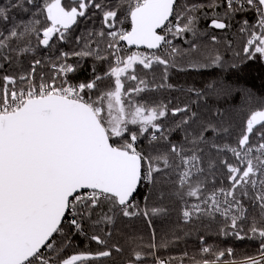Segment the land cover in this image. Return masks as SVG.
I'll return each mask as SVG.
<instances>
[{"label": "snow or ice", "instance_id": "snow-or-ice-1", "mask_svg": "<svg viewBox=\"0 0 264 264\" xmlns=\"http://www.w3.org/2000/svg\"><path fill=\"white\" fill-rule=\"evenodd\" d=\"M255 63L264 0H0V264H264Z\"/></svg>", "mask_w": 264, "mask_h": 264}, {"label": "trees", "instance_id": "trees-1", "mask_svg": "<svg viewBox=\"0 0 264 264\" xmlns=\"http://www.w3.org/2000/svg\"><path fill=\"white\" fill-rule=\"evenodd\" d=\"M86 64L90 65L91 61H86ZM86 74V72L82 73V75ZM226 79H230L231 81L236 80V76H232L229 73L224 74ZM195 78L197 82L201 81L202 79H209V77H199L196 76L195 73L190 74L189 76H185L183 74L174 75L173 80H178L179 83L183 84L185 80H188L190 83L192 82V78ZM264 67L261 66L259 63H255L251 65V70L246 71L245 73L241 74L240 85L250 87L253 91H256L257 94H261V84L264 83ZM238 85V86H240ZM175 95V93H173ZM224 103V101H221ZM225 107L228 108H240L246 106V102L242 95H238L237 93L233 92V94L227 97V103H224ZM158 230L163 227L162 223L158 220L157 221ZM161 233L158 231V238ZM206 239L209 243H220L221 246H233L236 249V256L237 258L242 257L245 252L251 253L255 247V242L250 241H235L232 237H220L217 238L214 234L213 235H206ZM83 238H79L77 243L80 249L85 248L86 242H81ZM223 242V243H222ZM197 235L193 234L192 236L185 237L183 240L178 242L176 245L172 246L170 250H161V255L164 257L167 256H179L182 251H188L190 254L196 250V246L198 245ZM90 247L95 249V244H91ZM69 254H71V250H69Z\"/></svg>", "mask_w": 264, "mask_h": 264}]
</instances>
